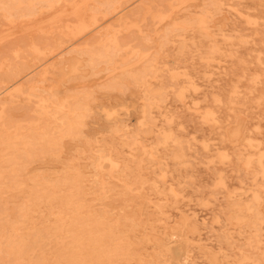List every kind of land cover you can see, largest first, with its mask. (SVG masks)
Wrapping results in <instances>:
<instances>
[{
	"label": "rangeland",
	"instance_id": "obj_1",
	"mask_svg": "<svg viewBox=\"0 0 264 264\" xmlns=\"http://www.w3.org/2000/svg\"><path fill=\"white\" fill-rule=\"evenodd\" d=\"M96 1L0 0V264H264V0Z\"/></svg>",
	"mask_w": 264,
	"mask_h": 264
},
{
	"label": "bare ground",
	"instance_id": "obj_2",
	"mask_svg": "<svg viewBox=\"0 0 264 264\" xmlns=\"http://www.w3.org/2000/svg\"><path fill=\"white\" fill-rule=\"evenodd\" d=\"M46 1H48V0H46ZM71 2H70V4L68 5V9H67V11H69V13H72L71 15H73V18L72 19H70L72 22H73V24H68L67 25V33H68V35H70V37H71V39L70 40H74L76 37H78L80 34H82V33H84V32H86L90 27H91V25H96L97 23H98V21H99V16H98V14H97V12H98V5H99V3H98V1H96V0H90V1H88V0H70ZM104 1V0H103ZM110 1V0H109ZM187 1V0H186ZM186 1H185V3H186ZM189 1V0H188ZM191 2V1H190ZM19 3V2H18ZM29 3V2H28ZM31 4H32V2H30ZM69 3V2H68ZM107 3H108V1H107ZM110 4V3H109ZM109 4H107V5H109ZM17 5H19V4H17ZM16 5V6H17ZM21 5V4H20ZM29 5V4H28ZM52 5V3H50V6ZM54 5V4H53ZM89 7H88V6ZM183 5V4H182ZM60 6V5H59ZM175 6V5H174ZM179 6H181L180 4H179ZM110 7V5L108 6V8ZM112 7H114V6H112ZM169 7V6H168ZM49 8H51V7H49ZM52 8H54V7H52ZM148 8V7H147ZM146 8V9H147ZM169 8H172L171 6L169 7ZM145 9V10H146ZM179 9V8H178ZM214 9V8H213ZM55 10V9H54ZM63 10V9H62ZM212 10V9H211ZM121 11V10H120ZM172 11V10H171ZM175 11V10H174ZM3 12V11H2ZM63 12V11H62ZM109 11H106V13H108ZM173 12V11H172ZM24 12H22V14H20L21 16H24V14H23ZM61 13V12H60ZM68 13V14H69ZM147 13H148V11H147ZM215 13V12H214ZM31 14L32 13H29L28 14V16H31ZM55 14V13H54ZM68 14H66V15H68ZM104 14L105 13H103L102 15L104 16ZM158 14V13H157ZM172 14V13H171ZM33 15V14H32ZM65 15V16H66ZM101 15V14H100ZM144 15H145V13H144ZM107 16V15H106ZM151 16H153V15H151ZM162 16H164L163 14H162ZM161 15L159 16V15H157V17L156 18H158V20L161 22V17H162ZM41 17V16H40ZM66 17H68V16H66ZM169 17H170V15H169ZM168 17V18H169ZM212 17V16H211ZM59 18V17H58ZM106 18V17H105ZM111 18V17H110ZM117 18H118V16H117ZM145 18V17H144ZM143 18V19H144ZM167 18V19H168ZM59 19H61V18H59ZM154 19V18H153ZM17 20V19H16ZM38 21V19H35V21ZM58 20V19H57ZM108 20V19H107ZM119 20H121V19H119ZM155 20V19H154ZM157 20V19H156ZM165 20V19H164ZM31 21V20H30ZM56 21V20H55ZM122 21V20H121ZM120 21V22H121ZM167 21V20H166ZM23 22V21H22ZM21 22V23H22ZM28 22V21H27ZM43 22V21H42ZM51 22H54V21H51ZM105 22V21H104ZM114 22V21H113ZM36 23V22H35ZM34 23V24H35ZM41 23V22H40ZM116 23V22H115ZM126 23V22H125ZM153 23H154V21H153ZM158 23V22H157ZM176 23V22H175ZM177 23H179V22H177ZM14 24V23H13ZM30 24V23H29ZM32 24V23H31ZM37 24H39V22L37 23ZM36 24V25H37ZM102 24V23H101ZM124 24V23H123ZM129 24V23H128ZM28 25V24H27ZM35 25V26H36ZM45 25V24H44ZM126 25V24H125ZM130 25V24H129ZM178 25V24H177ZM33 26V25H32ZM100 26V25H99ZM98 26V27H99ZM179 26V25H178ZM180 26H183V25H180ZM15 27V26H14ZM38 27V26H37ZM51 27V26H50ZM129 27V26H128ZM127 27V28H128ZM13 28V27H12ZM12 28H10V29H12ZM34 28V27H33ZM96 28V27H95ZM116 28V27H115ZM124 28V27H123ZM129 28H131V27H129ZM30 29V28H29ZM29 29H27V30H29ZM36 29V28H35ZM108 29V28H107ZM204 29V28H203ZM41 30V29H40ZM40 30H38V31H40ZM202 30V29H201ZM18 31V30H17ZM42 31V30H41ZM125 31V30H124ZM204 31V30H203ZM10 32V31H9ZM12 32V31H11ZM27 32V31H26ZM126 32V31H125ZM15 32H13V34H14ZM8 34V33H7ZM29 34V33H28ZM11 35H12V33H11ZM114 35V34H113ZM30 36V35H29ZM84 36V35H83ZM3 37V36H2ZM2 37H0V40H1V38ZM111 36H109V38H110ZM115 37V36H114ZM113 37V38H114ZM4 38V37H3ZM6 39V38H5ZM4 39V40H5ZM79 39V38H78ZM106 40H108L109 41V39L108 38H105ZM111 39V38H110ZM116 39V38H115ZM2 41V40H1ZM77 41V40H76ZM3 42V41H2ZM1 42V43H2ZM65 42H67V39H64V40H61V41H59V42H56V44H54V45H49V46H47V47H45L44 49H42V48H32V49H34L36 52H37V55H36V58H35V62H34V64L33 65H38V63H40L41 61H43V60H45L47 57H50V59L52 58V56H55L56 55V52L58 51V50H60L62 47H63V45L65 44ZM110 42V41H109ZM0 43V44H1ZM73 43V42H72ZM75 43V42H74ZM73 43V44H74ZM111 43V42H110ZM113 43V42H112ZM99 44V43H98ZM116 47H118L117 45H115ZM35 47V46H34ZM81 47V46H80ZM79 47V48H80ZM87 47V46H86ZM29 48H30V46H29ZM66 48V47H65ZM68 48V47H67ZM78 48V47H77ZM108 48V47H107ZM106 48V49H107ZM124 48V47H123ZM105 49V50H106ZM64 50V49H63ZM62 50V51H63ZM31 51V50H30ZM61 51V50H60ZM74 57V56H73ZM85 58V57H84ZM49 59V60H50ZM80 59V58H79ZM101 59V58H100ZM87 61V60H86ZM1 62H2V60H1ZM45 62H47V60L45 61ZM74 62V61H73ZM80 62H81V60H80ZM79 62V63H80ZM88 62V61H87ZM78 63V64H79ZM82 63V62H81ZM44 64V63H43ZM42 64V65H43ZM10 65V64H9ZM40 65V64H39ZM39 67V66H38ZM51 67V66H50ZM37 68V67H36ZM72 68V67H71ZM8 69V68H7ZM35 69V68H34ZM56 69V68H55ZM76 69V68H75ZM61 70H62V68H61ZM72 70V69H71ZM70 70V71H71ZM31 71H33V70H31ZM30 71V72H31ZM79 71V70H78ZM62 72H63V70H62ZM65 72V71H64ZM72 72V71H71ZM29 73V72H28ZM68 73V72H67ZM77 73V72H76ZM21 73H20V70H17L15 73H13V74H10L8 77H7V79H16L17 78V76L18 75H20ZM73 74V73H72ZM67 74H65L64 76H66ZM26 76V75H25ZM51 76H53V75H51ZM22 78V77H21ZM40 78V77H39ZM38 78V79H39ZM54 78V77H53ZM104 78V77H103ZM55 79H57V78H55ZM48 80V79H47ZM49 81H51V80H49ZM16 82V81H15ZM14 82V83H15ZM13 83V84H14ZM39 83H40V85L38 84L37 85V83L36 84H32V85H30L29 86V91H31V95H36L35 94V91H39V90H42V91H44L45 93H46V95L45 96H42V95H39V96H41V100H40V102H41V108H42V110H43V112H45L46 113V115H48V116H51V114H52V110L53 109H55L56 107H60V108H69L70 106H69V104L66 102V101H64V100H66V95L67 94H65V92H63V90H61V89H58L56 86H55V81H52L51 83H46V78H45V76H43L40 80H39ZM46 83V84H45ZM59 83V82H58ZM86 84V83H85ZM89 84V83H88ZM75 85H77V84H75ZM59 86V85H58ZM10 87V86H9ZM14 88H18L17 86H15ZM7 89V88H6ZM5 90V89H4ZM3 90V91H4ZM22 93V92H21ZM1 94V93H0ZM8 94V93H7ZM28 94V93H27ZM133 94V93H132ZM11 95H12V93H11ZM8 96H9V94H8ZM69 96V95H68ZM15 98V97H14ZM13 98V99H14ZM20 101V100H19ZM18 101V102H19ZM46 101H48L49 103H46ZM25 102H27V101H25ZM15 103V102H14ZM28 103V102H27ZM91 103H92V101L91 100H88L87 99V101H85L84 103H82L83 105L81 106L80 104L77 106V107H74V112H75V114H74V117H75V119L72 121V122H69L68 123V125H67V127H68V129H67V132H66V136H69V135H72L73 134V130L75 129H81L82 128V126H81V124H82V121H83V119L85 118V117H87V116H89V115H91L92 114V110H93V108H92V106H91ZM37 104V103H36ZM2 106V105H1ZM4 106V105H3ZM37 106V105H36ZM133 106V105H132ZM59 108V109H60ZM80 108H82L83 110L81 111L80 110ZM3 109V108H2ZM54 113V112H53ZM1 114V113H0ZM37 114V113H36ZM101 117V116H100ZM43 120V119H42ZM115 123V122H114ZM136 123V122H135ZM3 124V123H2ZM52 125V124H51ZM2 126V125H1ZM241 128V127H240ZM27 145V144H26ZM26 145H25V147H26ZM34 145V144H33ZM74 145V144H73ZM72 145V146H73ZM29 147V146H28ZM68 148V147H67ZM32 149V148H31ZM34 150V149H33ZM32 151V150H31ZM42 151V150H41ZM45 152V151H44ZM49 157V156H48ZM16 159V158H15ZM39 161V160H38ZM41 161V160H40ZM43 161V160H42ZM44 162V161H43ZM0 178H2L1 176H0ZM118 180V179H117ZM121 182V181H120ZM102 183H103V181H102ZM104 185V184H103ZM51 188H52V186H51ZM9 189V188H8ZM4 190V189H3ZM23 191V190H22ZM10 197H12V196H10ZM13 199V198H12ZM15 199V198H14ZM4 200V199H3ZM137 225V224H136ZM174 238V237H173ZM172 240H174V239H172ZM177 240V239H176ZM82 244V243H81ZM171 244V243H170ZM138 245H139V243H138ZM172 245H174L175 246V244H172ZM132 248V247H131ZM133 248H134V246H133ZM143 248V247H142ZM142 248H140L141 250H142ZM145 249H146V247H144ZM167 248V247H166ZM133 250V249H132ZM135 251H137V250H135ZM143 251V250H142ZM139 252V251H138ZM147 252H148V249H147ZM146 252V253H147ZM134 252L132 251V255H136V254H133ZM140 253V252H139ZM127 253H125V255H126ZM143 254V253H142ZM141 254V256H145V255H142ZM137 256H140V255H138V253H137ZM140 256V257H141ZM125 257V256H124ZM136 257V256H135ZM146 257H147V254H146ZM150 257V256H149ZM148 257V258H149ZM131 258H132V256H131ZM143 258V257H142ZM145 258V257H144ZM123 259V258H122ZM146 259V258H145ZM170 259V258H169ZM113 260V259H112ZM117 260V259H116ZM127 260V259H126ZM129 260H130V258H129ZM135 260V259H134ZM137 260V259H136ZM138 260H140V259H138ZM147 260V259H146ZM124 261V260H123ZM118 262V261H117ZM130 262V261H129ZM142 262V261H141ZM147 262H148V260H147ZM124 263V262H123ZM126 263V262H125ZM133 263V262H132ZM131 262H130V264H132ZM134 263H135V261H134ZM136 263H139V261L138 262H136ZM119 264H121V263H119Z\"/></svg>",
	"mask_w": 264,
	"mask_h": 264
}]
</instances>
